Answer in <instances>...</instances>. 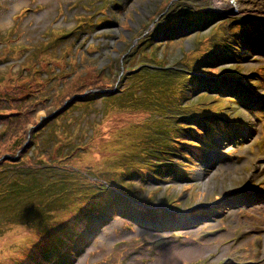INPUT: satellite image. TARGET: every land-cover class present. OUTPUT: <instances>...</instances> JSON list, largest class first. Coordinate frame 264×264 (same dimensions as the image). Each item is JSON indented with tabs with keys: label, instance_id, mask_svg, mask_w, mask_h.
<instances>
[{
	"label": "rangeland",
	"instance_id": "374dc122",
	"mask_svg": "<svg viewBox=\"0 0 264 264\" xmlns=\"http://www.w3.org/2000/svg\"><path fill=\"white\" fill-rule=\"evenodd\" d=\"M236 1L238 10L218 8L221 0H118L119 8L114 0H0V216L22 214L40 234L21 264H264V173L256 174L264 103L254 97L264 94V0ZM186 7L205 8L203 17L213 12L209 27L199 24L200 33L166 45L167 36L153 39L144 49L149 31L159 29L153 24L163 19L160 26L169 27ZM235 17L248 21L227 30ZM53 30L64 35L55 51L46 47L56 41ZM212 33H235L243 57L238 68L209 71L227 69V82L241 79L246 89L202 97L200 106L216 99L209 107L224 111L221 124L192 122L180 139L184 160L144 181L146 137L164 126L156 118L170 105L153 107L175 87L158 73L206 56ZM142 63L164 68L143 70ZM185 82L192 89L194 81ZM189 89L195 112L205 93ZM200 138L219 146L203 155ZM119 184L134 192L132 201ZM110 200L121 206L101 228L113 213Z\"/></svg>",
	"mask_w": 264,
	"mask_h": 264
},
{
	"label": "trees",
	"instance_id": "16d2710c",
	"mask_svg": "<svg viewBox=\"0 0 264 264\" xmlns=\"http://www.w3.org/2000/svg\"><path fill=\"white\" fill-rule=\"evenodd\" d=\"M114 6L119 8L121 5L116 4L115 0L113 3ZM178 12H175L174 16V21H185L189 22L188 27L186 28V32L184 36L190 32L191 30H197L196 26L198 24H202V21L199 22L201 19H208L206 22V27L210 25V15L203 17L206 12H199V10H194L190 11L191 9L189 7L186 8H179ZM170 14V12H169ZM169 16V15H168ZM167 16V17H168ZM213 17V16H212ZM163 21V19L161 20ZM167 22H170L168 20ZM199 22V23H198ZM105 24H109L112 26L111 22L106 21ZM54 38H56V41H53L51 39L46 47L49 48V50L55 51L56 45L58 43V40L61 38H64V35L61 32L54 31ZM153 38H155V35H151L150 39L146 40V45L144 46V49L149 48L151 42L153 41ZM160 46V44H157ZM31 47V46H29ZM27 46L25 47V49ZM61 58L64 59V55H61ZM157 58V55L155 56H150L149 59H152L153 61ZM35 59L38 60V58H35V56L31 57L32 63L35 62L38 64ZM198 62V60L196 61ZM201 67L206 68L207 64L205 63L204 60L198 62ZM50 68L52 67V63L49 64ZM146 69H149L148 64H144ZM31 67V66H30ZM29 67V68H30ZM156 69V68H154ZM33 72L36 71V68L32 69ZM158 75L161 77H166V82H169V79L175 81V87H174V93L171 95H168L167 99H158L157 101V106L153 107L155 109L159 108V103L161 107H163V104L161 103L162 101L168 103L170 105V108L165 112V114H160L159 119L156 118L157 121L163 122L164 126H161L158 128V125L156 129L150 130L149 135L146 137V142H145V147L147 152H143V157L146 158L148 164L147 168L142 169L140 172H154V171H159L165 169V167L169 164L170 166L172 165V161L174 159H180L184 160L185 156L183 155V147L181 146L182 143L178 142L177 139H181L186 136V134L189 132V129L191 128L192 122L196 121L199 119V122L201 119H205L206 116L210 115L213 111L210 109L209 106L202 104L200 106V102L197 101V107L195 108V112L191 111L192 108L190 106V102L192 101V96H189L186 92L181 93L182 97L180 99H177L179 95H176L175 90L179 88L180 83L185 84L184 82L187 81L189 75L182 71L179 67H171L166 70H161ZM169 77V78H167ZM196 83L192 85L191 90L193 93L197 92V94L201 95L203 92L200 89V85L203 84L204 82L198 81V79H195ZM43 82V85L45 86L46 80L42 79L41 83ZM124 86V79L122 84ZM25 88V84H24ZM160 91H164V88L161 87ZM119 94H123L122 89H117L116 91ZM24 93V89H23ZM38 93H25V97H31V96H37ZM99 93H93L92 96L97 95ZM171 97V98H170ZM84 98V97H81ZM169 98V99H168ZM158 114V113H157ZM164 118V119H160ZM218 123H220L218 121ZM169 133L171 135H169ZM205 137H209L208 134L205 135ZM200 152L202 153V149L205 146L206 142L210 143V141L207 138H200ZM191 150V149H190ZM198 151V150H197ZM203 154V153H202ZM152 175V177L155 176V173H149Z\"/></svg>",
	"mask_w": 264,
	"mask_h": 264
},
{
	"label": "clouds",
	"instance_id": "9594fccd",
	"mask_svg": "<svg viewBox=\"0 0 264 264\" xmlns=\"http://www.w3.org/2000/svg\"><path fill=\"white\" fill-rule=\"evenodd\" d=\"M39 238L35 221L22 214L0 216V264H21Z\"/></svg>",
	"mask_w": 264,
	"mask_h": 264
},
{
	"label": "bare ground",
	"instance_id": "6f19581e",
	"mask_svg": "<svg viewBox=\"0 0 264 264\" xmlns=\"http://www.w3.org/2000/svg\"><path fill=\"white\" fill-rule=\"evenodd\" d=\"M223 6L224 7H234L235 9H239V7L240 6H238V2L236 1V0H221V6H219L218 8H220V7H222L223 8ZM256 6V5H255ZM252 9L251 11H260L261 9H259V6H258V8H256V7H253V6H246L245 7V9ZM206 85V83H204V86ZM231 85V84H230ZM213 87H214V89L215 90H219L220 89V87H221V84L219 83V82H215L214 83V85H213ZM245 133L243 132V135H244ZM239 136H240V134H239ZM195 220V219H194ZM194 220H193V218H192V220L191 221H187L188 222V224H192V223H194Z\"/></svg>",
	"mask_w": 264,
	"mask_h": 264
}]
</instances>
